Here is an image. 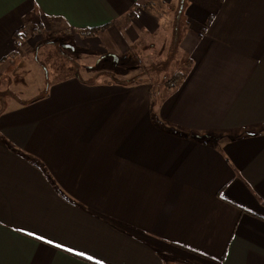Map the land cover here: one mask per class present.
<instances>
[{"label":"crops","instance_id":"1","mask_svg":"<svg viewBox=\"0 0 264 264\" xmlns=\"http://www.w3.org/2000/svg\"><path fill=\"white\" fill-rule=\"evenodd\" d=\"M43 30L180 78L79 76ZM0 264H264V0H0Z\"/></svg>","mask_w":264,"mask_h":264},{"label":"rangeland","instance_id":"2","mask_svg":"<svg viewBox=\"0 0 264 264\" xmlns=\"http://www.w3.org/2000/svg\"><path fill=\"white\" fill-rule=\"evenodd\" d=\"M41 35L45 37L43 43L54 42L55 45L51 47V51L54 53L55 50L57 51V58H59L60 61L57 63L58 66L64 64V59L62 60L61 58L64 56L69 59L71 64L77 68L79 67L78 70L74 69V73H78L79 76L85 75V69H89L91 66L92 73L106 69L109 70V72L101 73L104 75L107 73L111 78H118L121 76L126 80L129 77L135 76V78L138 77L137 79H140L142 82L151 81L155 84L160 83L162 86L165 85L167 87L169 84H172L167 82L174 76L180 75L177 70H180V67L182 69V60L179 59L178 53L176 54V46L173 44H151L148 47L141 46L139 49L132 48L122 55L107 51V53H104V58L102 59V55L94 54L95 52H92V55L88 53H78L79 50L63 38L65 34H54L43 30L41 31ZM171 48L173 50H171ZM48 54H50V51ZM60 72L63 71L60 70ZM92 73L88 75H92ZM98 75L100 74L98 73ZM38 80H41L42 86L46 83V78L39 77ZM28 90H30V84H28Z\"/></svg>","mask_w":264,"mask_h":264},{"label":"trees","instance_id":"3","mask_svg":"<svg viewBox=\"0 0 264 264\" xmlns=\"http://www.w3.org/2000/svg\"><path fill=\"white\" fill-rule=\"evenodd\" d=\"M106 56H113V55H106ZM180 78V76H174L172 79H170V81H168L167 83H172L169 84L167 87H170L171 85H173L178 79Z\"/></svg>","mask_w":264,"mask_h":264}]
</instances>
